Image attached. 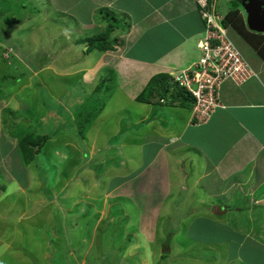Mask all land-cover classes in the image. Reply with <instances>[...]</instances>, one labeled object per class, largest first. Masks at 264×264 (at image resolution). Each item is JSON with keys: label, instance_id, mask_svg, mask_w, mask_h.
<instances>
[{"label": "crops", "instance_id": "1", "mask_svg": "<svg viewBox=\"0 0 264 264\" xmlns=\"http://www.w3.org/2000/svg\"><path fill=\"white\" fill-rule=\"evenodd\" d=\"M46 1L56 6L55 8H57L56 4L61 5L58 12L64 14L73 12L71 5L82 10L78 11L77 15L89 17L92 9V16L95 12L100 14L104 11L106 14H119L123 20L119 22L124 25L131 22L129 32L117 34L115 31L122 29L123 25H121V28L115 29L112 33L110 41L114 43V51H92L96 59L90 64L87 60L89 53L82 54L80 46L84 44H80L76 47L83 57L82 60L78 57L72 63H69L70 60L55 63V66L59 67H51V71L47 72L54 77V80L59 78L58 86L57 81L55 85L57 89L62 84L59 93H55L57 89L54 91L55 103H58L60 95L62 97L67 94L66 89H76L77 92L71 90V93L73 99L76 98L78 101L80 99L78 94L84 92V87L89 89L86 93L90 96V93L99 89L98 82L106 77V73L117 75V88L90 125L93 130L106 120L112 119L107 127L111 130L107 132L108 134L105 133L107 136H102V138L107 137L105 149L101 151V143L98 145L97 137L93 132L89 136H83L86 130L82 134L79 133L78 122L82 120L78 116H81V113H72L75 116L78 114L75 118L76 122L71 121V118L69 120L73 130L80 136L79 141L82 142L81 146L85 147L84 152L71 144L77 139L71 136L74 131L67 128L64 130L69 138L67 147L70 145V148L76 151L77 157L81 159L78 168L83 167L77 178L71 177L67 180L64 189L69 187V183L81 189L78 193L79 199L72 206L78 203L85 204L83 201L96 202L99 199L101 203L98 210L99 219L95 221L93 228L94 226L97 228V225L100 228L102 221L107 220L110 208L122 204V199L127 200L138 213L136 231L139 232L142 240L141 249H134L135 253L132 254L139 255V252H145L148 248L147 255H149L150 247L159 238L156 229L160 217L163 214L169 215L174 205L183 213L182 207L190 206L192 203L195 205L194 208L198 206L208 209L209 221L227 223L225 227L232 232V235L227 233L226 238L217 245L223 252H225L223 244L225 241L226 243L227 240L229 241V246L235 245V256L228 258L225 256L224 261H228V264H264V61L259 53L247 44L255 54L254 59L248 60L238 49L253 72V76L241 84L232 81L223 82L218 90L219 107L214 109L205 123L197 125L191 119V108L182 103L160 102L157 96L151 97L148 101L137 100L152 77L161 74L173 77L198 58L197 44L203 36L204 25L194 0H164L150 15H141L137 18H134L124 6L117 4L121 0H60V3H57V0ZM102 1L107 4L101 5ZM95 2L98 3L97 8H91L92 5L95 6ZM44 5L48 4L44 3ZM137 12L140 10L137 9ZM104 15L100 14L99 20H102ZM70 17L74 18L68 16L69 19ZM170 20L172 23H169ZM73 21L79 24V21ZM51 22L53 24V21ZM91 22L92 19L89 23ZM157 22H161V25H158L161 26L160 32L167 28L166 24H172V28H167V35L159 34L158 29L154 27ZM56 23L57 28L61 29L63 23L58 21ZM101 23L105 24L102 21ZM140 23L144 24L147 30L136 36V32L132 29ZM149 26H153L152 32H148ZM33 28L29 27V30ZM26 36L27 34L19 41ZM169 36L174 39H169ZM11 38L6 35L7 40ZM4 40L5 38L2 37L0 43ZM2 48L11 47L3 44ZM77 49H72L76 56L79 55ZM83 51L85 52L86 49ZM11 53L13 54V51ZM149 55L152 58H149ZM66 59H69L67 55ZM4 62L8 63L7 60ZM76 69L78 72H74L76 77L73 84L68 82V76L52 72ZM32 72H36L35 69ZM53 73L56 76L52 75ZM45 82V85L49 86L50 81ZM12 95L14 94L10 93L8 96ZM110 101L114 102L115 109L111 107ZM119 101L121 103H118ZM24 105L26 106H23V110L19 108L22 118L25 117L24 113L27 114L26 108L30 104ZM110 113L113 116H110ZM133 131L136 134L135 140L132 137ZM19 133L16 132L12 137L4 136L0 127V152L7 155L4 163L8 167V175L17 181L22 191L30 183L29 175L34 173L35 166L30 165L25 168L21 164L16 151ZM125 134L128 136H124ZM120 136L122 139L119 140ZM113 139H118L115 144ZM111 148H130L134 152L133 155H136V163L139 165L124 174H119L117 171L110 173L111 169L106 166L107 163L104 166V163L107 157L105 152ZM54 155H57V152H54ZM102 155L104 159H97V156ZM107 158L109 161L115 159L110 155ZM14 159L16 161L11 162ZM97 160L101 162V166H104L102 174L97 172V165L85 169L86 163ZM119 167L121 168L122 165L120 164ZM3 173L0 168V174L5 177ZM10 184L6 181L7 187ZM98 187L102 190L99 195L94 192ZM67 193L65 191V194ZM88 194L93 196L92 200L88 198ZM193 196H196L194 203ZM106 203L111 206H107ZM103 210H105L104 214L100 216ZM233 213L236 215H231ZM124 218L127 219L126 216ZM191 218V215H187L181 217L180 221L190 222ZM128 223L127 219L124 228ZM209 244L214 246L210 241ZM168 250L160 251L163 254ZM177 253L178 256L182 255L179 250ZM141 254L145 256V253ZM169 255L172 257V250H169ZM175 260L173 258V261Z\"/></svg>", "mask_w": 264, "mask_h": 264}, {"label": "rangeland", "instance_id": "2", "mask_svg": "<svg viewBox=\"0 0 264 264\" xmlns=\"http://www.w3.org/2000/svg\"><path fill=\"white\" fill-rule=\"evenodd\" d=\"M163 1L121 0L117 4L124 6L134 18H137L141 15H150L153 10L160 7ZM56 2L60 3V0ZM222 2L225 0H221V2L215 0L214 2L216 14L220 17H223L230 8V0H227V3ZM44 3L48 4L46 12H43ZM101 3V5L107 4L103 1ZM56 5L57 8L49 5L46 0H36L35 2L33 0H0V42L2 37L5 38L4 42L0 43V111L10 106L12 113L20 114L19 108L23 110V106H26L24 104H30L26 108L27 117L17 116L16 118L14 115L15 118H11L4 115V118L0 119V127L2 120L6 121L9 128L10 120L16 119L11 126L14 127L15 124V129H20L21 134L36 132L38 135L48 136L51 140L46 148H43L39 153L38 159L40 160L36 166L34 165V173L29 175L30 183L22 191H20L21 188L19 189L17 181L8 175V167L4 163L7 155L0 152V168L4 171L3 175L5 176L0 178V264H228V261H224V257L235 256V245L229 246V241L227 240V243L225 241L223 243L225 252L217 245L223 238H226L227 233L232 235V232L225 227L227 223L209 221L208 209L206 210L205 207L196 206L194 208L195 205L191 203L190 206H183V213H181L176 205L172 206L170 214H163L157 221L156 234L159 235V238L150 247L149 255H147L148 248L145 252H139V255H133L134 249H141L142 240L139 232L136 231L138 213L135 212L130 202L122 199V204L111 207L107 213V220L102 221L100 228L98 225L97 228L96 226L93 228L95 221L99 219L98 210L101 205L99 199L96 202L83 201L85 204L78 203L72 206L79 199L78 193L81 189L70 183L69 187L64 189L67 180L71 177L77 178V174L82 172L83 167L78 168L81 159L77 157L76 151L72 150L70 145L67 147L69 138L64 130L66 128L73 130L71 121L76 122L75 118L78 114L75 116L72 113H81V116L78 117L83 122L88 121L86 122L88 125H84L86 131L83 136H89L93 132V135L95 134L97 137L98 145L101 143V151H103L107 137L102 138V136H107V132L111 130L107 127L112 119L106 120L105 123H101L93 130L90 125L106 104V100L108 101L114 93L118 82L117 75L106 73L107 78L98 82L99 89L95 92L91 91L90 96L86 93L89 89L84 87V92L78 94L80 99L76 101V98L73 99L71 90L74 92L77 90L66 89L67 94L62 97L60 95L58 103L54 102V91L60 80L59 78L54 80V77H51L47 72L51 71V67H59L55 66L58 62H69L70 60L69 63H72L78 57L79 59L81 57L82 60L83 57L76 46L84 44L80 46V50L82 54H85L83 50L87 49L86 45H88L86 39L95 36L97 32H104L105 24L101 23V19H98L100 14H106L101 11L100 14L95 12V16H92L91 9L89 17L77 15L76 13L82 10L71 5L70 8L73 12L64 14L58 12L61 5ZM97 5L98 3L95 6L92 5L91 8H97ZM137 9L140 12H137ZM38 10L40 13L36 14L39 12ZM44 13H46L45 16ZM108 14L118 22L123 21L119 14ZM68 16L74 18L70 17L69 19ZM47 19L53 21V24ZM90 19H92L91 23H89ZM73 20L79 21V24ZM56 21L63 23L64 26L61 25L62 28L58 29ZM169 23H172V20ZM120 24L123 25V28L115 31L117 34L121 35L123 32L131 30V22L127 25L122 22ZM140 24H133L136 25L132 29L136 32V36L147 30L144 24L141 26ZM158 25H161V22H157L154 27L160 32L161 26ZM29 27L34 28L29 30ZM152 27L149 26L148 32L154 30ZM166 27L172 28V24H166ZM167 28H164V31L159 34L167 35ZM26 34L27 36L19 41ZM6 35L12 37L11 40H7ZM229 37L244 57L248 60L254 59L253 51L237 35L231 34ZM169 39L174 38L170 37ZM3 44L11 47L13 54L11 50L10 52L5 51L7 49L3 51ZM73 48L78 50V56L72 52ZM58 51L59 53H57ZM14 54L16 56H13ZM66 55L69 59H66ZM149 58L152 57L149 55ZM6 59L8 63L4 62ZM95 59L96 55L92 51L89 52L88 62L92 64ZM31 67H34L36 72L33 73L34 69ZM52 72L68 76V82L73 84L76 77L74 72L78 71L76 69L59 71L61 73L57 70ZM44 80L50 81L49 86L45 85ZM56 81L57 86H55ZM169 83L175 86L172 81ZM61 85L55 93L60 92ZM10 93L14 95L8 96ZM6 96H8L7 99H5ZM11 97L12 100H10ZM20 98L26 100L21 101ZM109 103L113 109L116 108L114 102L110 101ZM77 104L79 105L77 106ZM17 106L18 109H16ZM2 113L0 112V115ZM109 115L113 116L111 113ZM126 125L129 124L126 123ZM72 133L71 136L77 139L71 144L84 152L85 147L81 146L80 136L75 131ZM135 136V131H133L134 140ZM120 139H122L121 136ZM117 140L113 139L114 144ZM54 152H57V155H54ZM105 153L107 157L110 155L115 158L109 161L106 157L104 166L106 163L108 164L106 166L111 169L110 173L117 171L119 174H124L139 165L136 163V155H133L134 152L130 148H111ZM131 156L133 158H130ZM99 158L104 159L103 155L97 156V159ZM15 161L14 159L11 162ZM121 161L124 162L121 163ZM96 165L97 172L102 174L104 166H101L99 160L86 163L85 169L96 167ZM6 181L11 183L8 187ZM87 190L90 191V189ZM65 191L68 193L65 194ZM101 191L99 187L94 190L98 195ZM51 198H53L52 202ZM88 198L92 200L93 196L88 194ZM195 200L196 196H193L192 202L194 203ZM107 206H111V204H107ZM105 210L100 212V216L104 214ZM187 215L192 217L190 222H181V217ZM125 216L129 221L126 228H124L127 221ZM113 219L115 220L113 221ZM215 226L217 227L214 228ZM208 241L214 246L208 245ZM163 247L165 251L172 250V257L168 250L164 255L166 257L161 259L160 250ZM177 250L182 252L181 256H178ZM141 253H145V256ZM144 257L148 259H142ZM173 258L176 260L173 261ZM214 259L216 260L213 261Z\"/></svg>", "mask_w": 264, "mask_h": 264}, {"label": "built area", "instance_id": "3", "mask_svg": "<svg viewBox=\"0 0 264 264\" xmlns=\"http://www.w3.org/2000/svg\"><path fill=\"white\" fill-rule=\"evenodd\" d=\"M204 23L203 36L197 44L199 56L187 68L172 77L193 101L191 119L205 123L219 107L218 90L225 81L244 83L253 76L237 47L222 27V17L216 14L215 0H195Z\"/></svg>", "mask_w": 264, "mask_h": 264}, {"label": "trees", "instance_id": "4", "mask_svg": "<svg viewBox=\"0 0 264 264\" xmlns=\"http://www.w3.org/2000/svg\"><path fill=\"white\" fill-rule=\"evenodd\" d=\"M240 1L241 0H230V8L228 9L227 13L222 17V22H221L222 27L226 30L227 37L230 40L231 38L229 37V35L231 34L237 35L241 41H243L248 45H251V47L259 53L260 57L264 61V35L250 32L247 29L245 25V16L240 6ZM222 3H227V0H225V2ZM46 7L47 5H45L43 12H46L47 9ZM39 13L40 11L36 12V14ZM45 14L46 13H44V16ZM104 16L105 17H103V19L101 20L102 22H105V30L103 34L100 35L97 34L95 36L90 37L89 39H86V44L88 45H86L87 49L85 53H89L94 50L100 52L114 51V43L113 41H110L111 35L112 33H114L115 29L121 28V24L120 22L112 18L109 14H105ZM31 68L34 69V67ZM171 79L172 77L165 74L156 75L152 77L150 81L147 83L143 92L138 96L137 100L143 102V101H148L153 96H157L158 100L160 99V102L164 101L171 104L182 103V105L184 106L186 105L192 108L193 101L191 100V98L187 95V93L183 89L178 88L176 85H175L176 87L175 86L172 87V85H170L169 83L170 82L169 80ZM1 112H3L1 114L2 118H4V115H7L8 117L11 118L14 117V115L16 116V118L17 116H20L21 118L23 116L22 113L18 114L13 112L14 113L13 114L10 108L2 110ZM25 117H27V114H25ZM15 120L16 119L10 120L9 128L6 121L2 120L1 132L4 136L10 135L12 137L16 132L17 133L20 132V130L15 129V124L14 127L11 126V124ZM86 122L88 121L85 120L83 122L79 120L78 122L79 133L82 134L86 130L84 127V125H88ZM21 133L22 132H20L17 135L19 137L17 138V147H16V151L20 157L21 164L25 168L29 167L32 164L36 166V164L40 160L38 159L39 153L43 150L45 144L50 140V138L45 135H38L36 132H34V134L33 133L31 134V132L30 133L26 132L24 135ZM0 178L1 179L3 178L1 174H0ZM162 249H164V247ZM164 255L165 253L162 254L161 259H164L166 257Z\"/></svg>", "mask_w": 264, "mask_h": 264}, {"label": "water", "instance_id": "5", "mask_svg": "<svg viewBox=\"0 0 264 264\" xmlns=\"http://www.w3.org/2000/svg\"><path fill=\"white\" fill-rule=\"evenodd\" d=\"M245 25L250 32L264 35V0H241Z\"/></svg>", "mask_w": 264, "mask_h": 264}, {"label": "clouds", "instance_id": "6", "mask_svg": "<svg viewBox=\"0 0 264 264\" xmlns=\"http://www.w3.org/2000/svg\"><path fill=\"white\" fill-rule=\"evenodd\" d=\"M194 2H195V0H194ZM195 4H196V2H195ZM196 6H197V4H196ZM197 10H198V13H199V8H198V6H197ZM244 13V12H243ZM200 15V14H199ZM244 16H245V14H244ZM201 18V17H200ZM202 20V19H201ZM203 25H204V23H203ZM227 33V32H226ZM234 44V43H233ZM5 49H3V51H4ZM5 51H7V52H10V49H7V50H5ZM161 102H163V101H161Z\"/></svg>", "mask_w": 264, "mask_h": 264}, {"label": "bare ground", "instance_id": "7", "mask_svg": "<svg viewBox=\"0 0 264 264\" xmlns=\"http://www.w3.org/2000/svg\"><path fill=\"white\" fill-rule=\"evenodd\" d=\"M172 80V79H171ZM171 80H169V81H171ZM172 84V83H171ZM173 87V86H172ZM174 89V88H173ZM175 90V89H174Z\"/></svg>", "mask_w": 264, "mask_h": 264}]
</instances>
